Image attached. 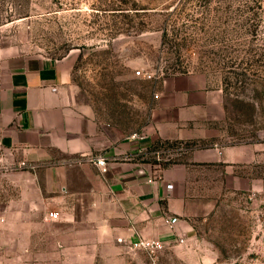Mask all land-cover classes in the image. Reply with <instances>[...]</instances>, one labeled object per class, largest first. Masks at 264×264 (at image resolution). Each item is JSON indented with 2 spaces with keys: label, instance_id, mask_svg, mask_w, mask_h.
<instances>
[{
  "label": "rangeland",
  "instance_id": "rangeland-1",
  "mask_svg": "<svg viewBox=\"0 0 264 264\" xmlns=\"http://www.w3.org/2000/svg\"><path fill=\"white\" fill-rule=\"evenodd\" d=\"M21 52L68 56L97 118L148 137L165 79L206 71L225 92L231 138L263 149L257 164L190 166L196 236L151 264H264V0H0V56ZM195 144L157 138L145 157L171 166ZM9 159L0 149V264H34L17 254L32 240L17 238L13 220L38 213V200L32 189L20 197L30 179Z\"/></svg>",
  "mask_w": 264,
  "mask_h": 264
},
{
  "label": "crops",
  "instance_id": "crops-1",
  "mask_svg": "<svg viewBox=\"0 0 264 264\" xmlns=\"http://www.w3.org/2000/svg\"><path fill=\"white\" fill-rule=\"evenodd\" d=\"M71 67L68 56H0V149L30 179L17 183L20 197L32 189L38 200V213L15 214L17 238L29 233L32 240L17 254L30 253L34 264H151L133 242L157 236L169 246V217H181L187 241L196 236L186 192L192 183L185 181L190 166L257 164L263 146L231 138L225 92L206 71L165 79L149 137L139 139L97 118ZM157 138L196 144L169 166L145 157ZM95 153L107 156V170L89 159Z\"/></svg>",
  "mask_w": 264,
  "mask_h": 264
},
{
  "label": "built area",
  "instance_id": "built-area-1",
  "mask_svg": "<svg viewBox=\"0 0 264 264\" xmlns=\"http://www.w3.org/2000/svg\"><path fill=\"white\" fill-rule=\"evenodd\" d=\"M138 73H141V70H138ZM144 76L151 77V72L144 73ZM131 137L133 138H139L143 139L147 137L146 133L143 132H133L131 133ZM89 159L100 166L102 170H107L108 168V159L107 156L104 153H95L89 156ZM169 188L173 186V183L169 182L167 184ZM50 215L52 217H58L59 213L58 211H51ZM181 219L179 215H173L167 219L170 226V235L172 239L179 243H184L187 241V235L185 232L182 231L181 228L177 226L178 221ZM167 241L161 237L152 236H140L136 241L133 242V246L138 248L145 249L151 257H155L158 250L163 249V247H166Z\"/></svg>",
  "mask_w": 264,
  "mask_h": 264
}]
</instances>
